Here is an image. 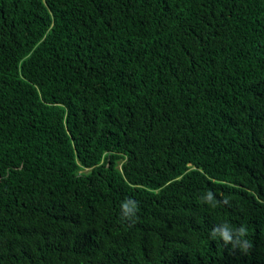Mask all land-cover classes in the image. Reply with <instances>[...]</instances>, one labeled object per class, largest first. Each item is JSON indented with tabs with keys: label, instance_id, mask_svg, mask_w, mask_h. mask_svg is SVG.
I'll return each instance as SVG.
<instances>
[{
	"label": "trees",
	"instance_id": "16d2710c",
	"mask_svg": "<svg viewBox=\"0 0 264 264\" xmlns=\"http://www.w3.org/2000/svg\"><path fill=\"white\" fill-rule=\"evenodd\" d=\"M0 264H264V0H0Z\"/></svg>",
	"mask_w": 264,
	"mask_h": 264
},
{
	"label": "clouds",
	"instance_id": "9594fccd",
	"mask_svg": "<svg viewBox=\"0 0 264 264\" xmlns=\"http://www.w3.org/2000/svg\"><path fill=\"white\" fill-rule=\"evenodd\" d=\"M207 198H208V200L212 199L211 193L208 194ZM137 210H138V206H137L136 202H134L130 199L124 201L121 205L122 218H124V219L133 218L135 216ZM236 232L238 235L243 236L246 233V229L241 227V228L237 229ZM217 235L222 237V239L224 240L225 243L233 242L231 231L228 229L227 226H225L223 229H214L212 232V236L216 237ZM237 243H238V241H237Z\"/></svg>",
	"mask_w": 264,
	"mask_h": 264
},
{
	"label": "bare ground",
	"instance_id": "6f19581e",
	"mask_svg": "<svg viewBox=\"0 0 264 264\" xmlns=\"http://www.w3.org/2000/svg\"><path fill=\"white\" fill-rule=\"evenodd\" d=\"M52 28H53V27H52ZM42 34H43V33H42ZM20 46H21V45H20ZM21 55H22V54H21ZM28 58H29V57H28ZM23 59H24V58H23ZM238 163H239V162H238ZM235 184H236V183H235ZM189 245H190V244H189ZM189 245H188V246H189ZM64 248H65V247H64ZM177 248H178V247H177Z\"/></svg>",
	"mask_w": 264,
	"mask_h": 264
}]
</instances>
